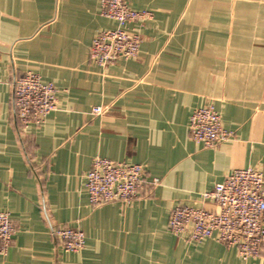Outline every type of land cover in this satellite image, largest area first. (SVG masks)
<instances>
[{"label": "crops", "instance_id": "0c3cea01", "mask_svg": "<svg viewBox=\"0 0 264 264\" xmlns=\"http://www.w3.org/2000/svg\"><path fill=\"white\" fill-rule=\"evenodd\" d=\"M128 1L154 13L131 27L140 52L101 66L90 58L94 35L116 23L100 0H0V209L16 226L0 264H264V251L243 259L167 225L178 203L214 207L200 193L232 170L264 174V0ZM27 71L56 84L58 107L23 131L13 84ZM210 102L234 134L205 147L189 124ZM96 155L140 162L159 182L130 203L92 206ZM50 222L82 228L86 246L65 250Z\"/></svg>", "mask_w": 264, "mask_h": 264}, {"label": "built area", "instance_id": "2783aa9c", "mask_svg": "<svg viewBox=\"0 0 264 264\" xmlns=\"http://www.w3.org/2000/svg\"><path fill=\"white\" fill-rule=\"evenodd\" d=\"M102 16L115 21L113 27L99 29L90 47V58L106 66L119 58H134L140 52L142 34L131 27L154 17L148 9H136L128 0H100ZM13 104L17 123L23 131L42 124L58 107V88L43 80L39 73L27 71L17 75L13 84ZM104 105H95L92 113L102 114ZM190 136L198 144L213 147L229 140L234 131L227 129L213 102L199 106L191 114ZM159 180L146 176L140 162L114 160L96 155L86 173L85 186L92 206L120 201L130 203L140 197L146 183ZM203 202L214 207L178 203L170 210L168 228L186 240L201 243L209 238L236 248L243 259L257 257L264 251V174L254 166L236 168L213 188L200 193ZM16 226L11 213L0 209V254H6L13 242ZM52 240L67 251L86 246V233L80 227L50 222Z\"/></svg>", "mask_w": 264, "mask_h": 264}]
</instances>
